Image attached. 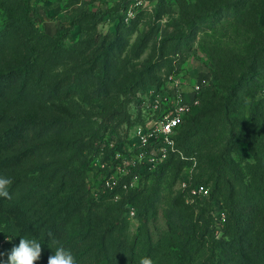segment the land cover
<instances>
[{
  "label": "trees",
  "instance_id": "16d2710c",
  "mask_svg": "<svg viewBox=\"0 0 264 264\" xmlns=\"http://www.w3.org/2000/svg\"><path fill=\"white\" fill-rule=\"evenodd\" d=\"M32 10L31 0H0V175L13 181L12 198L0 197V240L36 238V264H47L53 239L78 264H139L145 256L153 264H264V0L180 3L138 65L165 10L153 22L141 10L106 34L92 21L119 13L120 2L108 12L83 10L52 36L37 29ZM78 25L86 35L74 51L79 63L59 67ZM198 33L211 77L188 113L204 108L176 129L183 157L170 153L118 200L96 199L88 185L94 162L129 140L141 119L137 94L178 72ZM193 163L192 186L208 187L207 195L179 187Z\"/></svg>",
  "mask_w": 264,
  "mask_h": 264
},
{
  "label": "built area",
  "instance_id": "2783aa9c",
  "mask_svg": "<svg viewBox=\"0 0 264 264\" xmlns=\"http://www.w3.org/2000/svg\"><path fill=\"white\" fill-rule=\"evenodd\" d=\"M132 1L138 5L148 3L144 2L148 0ZM210 77L208 71L200 80L190 82L186 76L170 75L159 86H150L137 94V103L132 107L140 113L141 119L132 128L129 143L119 147L109 159L94 162L93 169L100 180L99 188L92 189L96 199L103 194H110L114 200H118L123 192L136 187L139 179H146L170 153L178 152L182 156L176 149V129L184 116L199 104L197 92ZM194 166L193 163L186 170L179 187L188 190L192 196L207 195V187L192 186ZM132 169H137V174H131ZM135 214V209L131 207L128 219L132 226L137 225Z\"/></svg>",
  "mask_w": 264,
  "mask_h": 264
},
{
  "label": "rangeland",
  "instance_id": "374dc122",
  "mask_svg": "<svg viewBox=\"0 0 264 264\" xmlns=\"http://www.w3.org/2000/svg\"><path fill=\"white\" fill-rule=\"evenodd\" d=\"M190 0H148L146 5L135 4L132 0H31L32 12L30 16L32 17L37 29L45 34L54 35L61 27L63 21H67L70 16H73L77 12L88 10V11H109L115 4L120 2L121 10L119 13L108 12L102 18L96 22L92 21V25L96 26V32L106 34L108 32H114L117 30L118 25H129L130 20L141 10H146L144 16L146 20L153 22L156 18V12L158 10H165L166 13L161 15L160 19L157 21V25L154 30V36L150 47L145 51V54L136 62L134 65L140 64L144 60H148L151 55L155 52L157 41L166 33V21L171 17H176L180 13V3L188 2ZM226 14V13H225ZM6 23V17L3 12L0 11V28ZM145 22H143L144 24ZM149 26V25H148ZM151 26V25H150ZM143 26L140 25V29ZM201 34L198 33L191 40V54L185 60L183 67L180 68L178 72L173 74L174 77L178 75H184L190 80L194 78H203L206 72L209 71L208 61L203 52L202 45L199 44ZM135 35L132 37L134 39ZM86 35L82 31L80 25L76 26L72 31L69 38L64 42L63 48L57 55L56 62H58L59 67H65L72 69L75 65L79 63L77 56L74 51L78 47H82L80 42L85 40ZM204 107L192 110L190 114L194 112L201 111ZM132 132L129 133V139H131ZM113 142V141H112ZM112 142L109 143L111 147ZM115 143V142H113ZM129 142L122 140L121 144L117 146H127ZM137 169H132L131 174H137ZM144 179V178H143ZM139 179V182L143 181ZM145 180V179H144ZM88 185L92 189H98L100 185V180L97 176H91L88 178ZM208 188V187H207ZM92 192V191H91ZM95 196V194L93 193ZM6 204L5 206H7ZM215 215L219 219L222 216V211L217 207ZM132 230L135 229L134 226L131 227ZM8 237L11 239L9 240ZM19 244L18 239L14 236H6L0 240V252L7 253L13 246ZM7 257L5 256L4 259ZM40 264V263H39Z\"/></svg>",
  "mask_w": 264,
  "mask_h": 264
},
{
  "label": "clouds",
  "instance_id": "9594fccd",
  "mask_svg": "<svg viewBox=\"0 0 264 264\" xmlns=\"http://www.w3.org/2000/svg\"><path fill=\"white\" fill-rule=\"evenodd\" d=\"M12 183L11 178L0 175V197L12 198L9 192ZM8 239L11 238L8 237ZM52 243L56 245V248L53 254L48 256L47 264H78L71 250L66 249L60 241L53 239ZM42 251V243L36 238L20 237L17 246H13L7 253L0 252V264H36L41 259ZM5 256L6 259H4ZM139 264H153V261L145 256L140 258Z\"/></svg>",
  "mask_w": 264,
  "mask_h": 264
},
{
  "label": "crops",
  "instance_id": "0c3cea01",
  "mask_svg": "<svg viewBox=\"0 0 264 264\" xmlns=\"http://www.w3.org/2000/svg\"><path fill=\"white\" fill-rule=\"evenodd\" d=\"M195 80H200V78H194L193 80H191L190 82H194Z\"/></svg>",
  "mask_w": 264,
  "mask_h": 264
}]
</instances>
